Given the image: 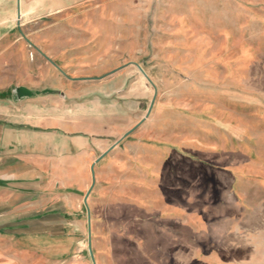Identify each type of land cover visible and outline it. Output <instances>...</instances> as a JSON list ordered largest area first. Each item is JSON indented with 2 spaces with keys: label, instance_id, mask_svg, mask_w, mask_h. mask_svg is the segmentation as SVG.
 Returning <instances> with one entry per match:
<instances>
[{
  "label": "rangeland",
  "instance_id": "rangeland-1",
  "mask_svg": "<svg viewBox=\"0 0 264 264\" xmlns=\"http://www.w3.org/2000/svg\"><path fill=\"white\" fill-rule=\"evenodd\" d=\"M254 1L0 0V96L22 86L62 96L65 128L116 148L113 173L142 141L167 142V119L208 143L158 166L154 188L182 214L159 219L160 235L143 223L158 216L134 203L91 201L99 219L128 222L111 229L108 264H264V139L235 150L229 133L263 135L264 52L231 43L239 32L262 43L264 0ZM141 179L131 184L150 186Z\"/></svg>",
  "mask_w": 264,
  "mask_h": 264
},
{
  "label": "crops",
  "instance_id": "crops-1",
  "mask_svg": "<svg viewBox=\"0 0 264 264\" xmlns=\"http://www.w3.org/2000/svg\"><path fill=\"white\" fill-rule=\"evenodd\" d=\"M229 1L240 6L256 3ZM240 34L235 42L231 41L238 51L264 52V36L262 43L257 44L255 36L247 40L241 39ZM36 92L22 86L16 96H0V264H108L111 229L126 227L128 222L99 219L90 204L94 199L110 206L126 207L131 202L143 214L158 216L151 222H143L151 224L156 235L164 230L157 223L159 219L164 222L169 216L181 217L179 211L171 210L177 206L162 204L163 195L154 188L162 177L158 166L172 164L174 154L185 163L190 159L186 151L207 150L208 143L201 135H191L184 129L172 131L173 121L167 119L170 130L166 134L167 142L142 141L141 152L132 162L127 152L123 153L124 157H118L120 172L126 175L122 176L119 170L113 173L109 166L117 159L112 156L116 148L107 138L96 139L65 128L63 120L58 119L63 115L62 96ZM17 101H30V112L13 107ZM39 116L42 120L34 121H39L36 124L12 119ZM261 125L263 130L259 132L264 135V118L260 117L254 127ZM217 129L222 131L220 126ZM241 132L236 125L229 132L235 150L252 148V143L264 139L263 135ZM100 154L103 155L98 161ZM145 178L150 179V186L131 184ZM116 179L119 183L113 186ZM129 185L134 189L129 191Z\"/></svg>",
  "mask_w": 264,
  "mask_h": 264
},
{
  "label": "water",
  "instance_id": "water-1",
  "mask_svg": "<svg viewBox=\"0 0 264 264\" xmlns=\"http://www.w3.org/2000/svg\"><path fill=\"white\" fill-rule=\"evenodd\" d=\"M94 178V176H92Z\"/></svg>",
  "mask_w": 264,
  "mask_h": 264
}]
</instances>
